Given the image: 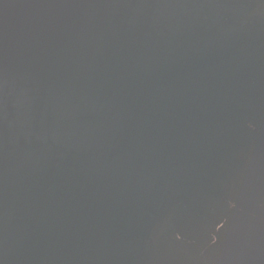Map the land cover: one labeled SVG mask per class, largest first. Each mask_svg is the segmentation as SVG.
<instances>
[{"label": "water", "instance_id": "1", "mask_svg": "<svg viewBox=\"0 0 264 264\" xmlns=\"http://www.w3.org/2000/svg\"><path fill=\"white\" fill-rule=\"evenodd\" d=\"M0 264H264V0H0Z\"/></svg>", "mask_w": 264, "mask_h": 264}]
</instances>
